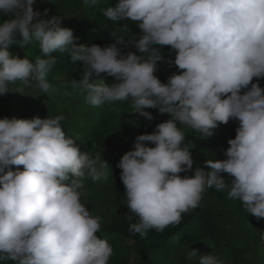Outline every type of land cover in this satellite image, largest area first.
Returning <instances> with one entry per match:
<instances>
[{
	"label": "clouds",
	"instance_id": "9594fccd",
	"mask_svg": "<svg viewBox=\"0 0 264 264\" xmlns=\"http://www.w3.org/2000/svg\"><path fill=\"white\" fill-rule=\"evenodd\" d=\"M83 3L95 6L98 0ZM35 4L0 0V94L23 92L18 82L54 92L47 78L57 63L52 53H68L83 62L82 77L73 83L86 103L130 99L145 118H152L147 109L170 115L152 132L138 134L116 165L125 203L139 218L131 232L145 236L179 224L213 187L226 190L257 220L264 218V87L258 82L264 78V0H115L103 16L140 29L131 37L136 51L126 53L117 43H77L63 16H48V9L41 14ZM18 35L21 47L38 43L41 55L34 62L10 51ZM163 46L175 52L167 63L178 69L166 83L155 75ZM64 119L0 118V262L109 264L113 246L96 235L102 218L81 200L83 179L97 181L109 166L93 150H80L66 135ZM229 120L238 127L226 158L206 159L192 175L181 176L195 161L180 125L209 138ZM196 258L198 264H220L215 255L192 248L187 259Z\"/></svg>",
	"mask_w": 264,
	"mask_h": 264
},
{
	"label": "trees",
	"instance_id": "16d2710c",
	"mask_svg": "<svg viewBox=\"0 0 264 264\" xmlns=\"http://www.w3.org/2000/svg\"><path fill=\"white\" fill-rule=\"evenodd\" d=\"M54 3H63L68 9L76 8L83 0H50ZM102 9L112 6L115 0H98ZM127 24V28L123 26ZM89 37L86 38L74 33L77 43L89 45L92 43L105 46L109 43H117L123 53L136 51L131 42L133 35L139 34L140 29L134 22L120 21L119 24L104 19L101 24H88ZM83 40H81V39ZM85 38V39H84ZM122 38V39H121ZM19 35L17 43L10 46L13 54L20 53L15 48L20 45ZM87 40V41H85ZM30 47V46H29ZM170 46H163L165 58L158 62L155 75L166 83L167 78L173 72L178 71L175 65L169 66L168 59L175 58V52L169 53ZM35 50L39 49L38 43L34 42ZM64 60L63 70L70 72V87L74 97L83 96L81 91L74 86L73 81L82 77L81 61L73 62L68 53H56ZM50 73V72H49ZM53 74H48L51 77ZM105 75L106 81L111 82L113 77ZM91 79H95L94 77ZM253 82H257L254 78ZM261 87H264V78L258 80ZM12 105L20 115L29 112L27 104L20 102ZM26 104V106H25ZM84 109L88 106L83 103ZM26 107V108H25ZM96 112L93 118L81 117L70 119L54 103H50L46 118L63 115L62 121L66 135L74 137L81 151L93 150L103 160L106 150V142L112 138H121L124 146L119 150L124 153L134 146L135 137L138 134L150 133L155 126L167 119L170 115L161 114L158 109H147L152 112V118L148 119L134 112L132 101H118L114 105L94 106ZM31 117V114L29 115ZM185 131V144L191 149L192 158L195 161L193 170L180 173L181 176L192 175L195 167L204 166L206 159H213V155L219 153L224 157V150L229 147L227 141L235 137V129L238 121L229 120L227 124H220L209 138L199 136L200 134L187 126L180 125ZM150 146L152 145L151 142ZM122 157V156H121ZM106 160V159H105ZM109 171L97 181L90 178L83 179L82 202L86 203L88 209L101 210L105 212V218L101 223L100 236L107 238L113 246V255L109 264H160L168 261L172 251L183 242L198 241L209 238L220 248V255L228 259L229 264H245L247 259L244 254L253 252L259 264H264V218L257 220L253 215L248 214L243 205L237 200H231L227 191H217L214 187L206 189L198 208L182 214V219L177 225H170L163 232L151 229L145 236L131 232L130 225L139 222L135 214H130L126 202L125 186L120 179V172L117 165L116 153L107 160ZM226 181L232 179L227 173H222ZM131 216V218H129ZM131 240L132 243H129ZM0 264H13L12 261H3Z\"/></svg>",
	"mask_w": 264,
	"mask_h": 264
},
{
	"label": "rangeland",
	"instance_id": "374dc122",
	"mask_svg": "<svg viewBox=\"0 0 264 264\" xmlns=\"http://www.w3.org/2000/svg\"><path fill=\"white\" fill-rule=\"evenodd\" d=\"M34 9H38L41 14H43L44 9H48V16H63V26L72 28L74 33H77L82 37L86 36V38L89 37L87 25L101 24L105 19L102 14V7L99 3L95 6H88L82 1L76 8L68 9L63 3H54L50 0H36ZM34 42L35 40H33L29 45H25V47H21L20 45L15 47L21 57L28 55L33 62L35 57L41 55L39 49L35 50ZM52 55L57 57V63L50 71L53 75L51 77L48 76L47 78L55 91L50 94H46L40 92V89L36 86L35 82H31L30 85H23L18 82L16 86L21 87L23 92L10 91L6 94H0V118H3L4 116L9 118H32L35 116L46 118L50 103L56 104V106H58L70 119L94 117L96 110L94 106L85 102L84 94L83 96L79 95V97H72L74 96V92L69 85V82L71 81L70 72L62 69L64 60L59 58L56 53H52ZM14 100L15 104L25 102L29 112L25 115H20L15 110V106L12 105ZM83 103L88 106L87 109H84V106L82 105ZM30 114L31 117L29 116ZM123 146L124 141L121 138L110 139L106 142L104 158L107 160L110 156H112V154L116 153L118 163L121 156L124 154L123 151L119 150ZM212 158L224 159L226 157H221L219 153H216ZM20 167L21 169L23 168L22 165ZM89 210L92 211L93 215H99L102 220L105 218V212L103 213L101 210H96V212L91 209ZM96 235L102 238V236L98 233H96ZM128 242L132 243L131 240H128ZM192 248L197 249L201 252V254L211 253L215 255L220 261V264H229L228 259L221 257V248L209 238H203L192 242H183L179 247H176L172 251L168 261H163L160 264H198V258L193 260L187 259V254ZM244 256L247 259L245 264H259V262L255 259L253 252H246Z\"/></svg>",
	"mask_w": 264,
	"mask_h": 264
}]
</instances>
